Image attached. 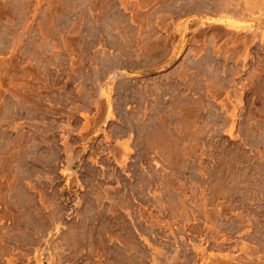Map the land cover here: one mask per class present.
Wrapping results in <instances>:
<instances>
[{
  "label": "rangeland",
  "instance_id": "1",
  "mask_svg": "<svg viewBox=\"0 0 264 264\" xmlns=\"http://www.w3.org/2000/svg\"><path fill=\"white\" fill-rule=\"evenodd\" d=\"M0 264H264V0H0Z\"/></svg>",
  "mask_w": 264,
  "mask_h": 264
},
{
  "label": "bare ground",
  "instance_id": "2",
  "mask_svg": "<svg viewBox=\"0 0 264 264\" xmlns=\"http://www.w3.org/2000/svg\"><path fill=\"white\" fill-rule=\"evenodd\" d=\"M26 147V146H25ZM32 159V158H31Z\"/></svg>",
  "mask_w": 264,
  "mask_h": 264
}]
</instances>
